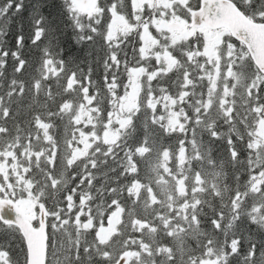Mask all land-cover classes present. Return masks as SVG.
<instances>
[{
  "label": "snow or ice",
  "instance_id": "obj_1",
  "mask_svg": "<svg viewBox=\"0 0 264 264\" xmlns=\"http://www.w3.org/2000/svg\"><path fill=\"white\" fill-rule=\"evenodd\" d=\"M0 264H264V0H0Z\"/></svg>",
  "mask_w": 264,
  "mask_h": 264
},
{
  "label": "trees",
  "instance_id": "obj_2",
  "mask_svg": "<svg viewBox=\"0 0 264 264\" xmlns=\"http://www.w3.org/2000/svg\"><path fill=\"white\" fill-rule=\"evenodd\" d=\"M9 42L11 43V35H10V37H9Z\"/></svg>",
  "mask_w": 264,
  "mask_h": 264
}]
</instances>
